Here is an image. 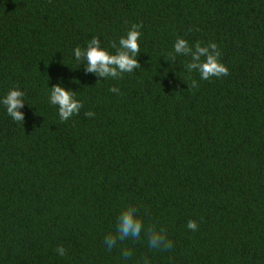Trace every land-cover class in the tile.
I'll list each match as a JSON object with an SVG mask.
<instances>
[{
    "label": "trees",
    "instance_id": "1",
    "mask_svg": "<svg viewBox=\"0 0 264 264\" xmlns=\"http://www.w3.org/2000/svg\"><path fill=\"white\" fill-rule=\"evenodd\" d=\"M133 24L141 68L103 79L74 58L92 37L114 52ZM178 37L215 42L228 75L165 60ZM57 83L82 104L67 121ZM13 87L25 119L0 104V264H264V0H0V98ZM128 203L170 250L105 248Z\"/></svg>",
    "mask_w": 264,
    "mask_h": 264
},
{
    "label": "clouds",
    "instance_id": "2",
    "mask_svg": "<svg viewBox=\"0 0 264 264\" xmlns=\"http://www.w3.org/2000/svg\"><path fill=\"white\" fill-rule=\"evenodd\" d=\"M140 24H133L127 31L126 35L119 38L118 44L113 42L111 48L115 49L110 52L101 46V40L98 37H92L85 48L76 47L73 50L74 58L84 64L86 73H94L98 77L119 79L124 73H132L141 68L137 56L140 50ZM179 56L189 58L185 65L189 73L196 71L201 80H211L220 78L229 73L228 67L221 62V51L215 42L202 43L200 41L190 44L183 37H178L173 45V50L168 53L169 62L174 61ZM191 87H198L196 80L191 81ZM109 91L118 93L119 89L111 87ZM25 93L19 87H13L8 90L7 94L0 98L7 114L12 120L24 122V113L20 108L25 104ZM48 101L58 109V115L61 121H67L74 115L78 114L82 104L75 98V93L71 89H66L61 84H53L50 87ZM86 116L92 117L94 113L87 111ZM147 212H141L136 203H128L122 207L115 220V225L104 237V246L111 251L114 248L123 245L126 240H140L142 237L147 241L150 250H170L173 247L166 227L151 223L145 224ZM187 228L196 231L198 224L195 220L187 222ZM60 256L66 254V249L61 245L56 248ZM121 257L128 261L133 257V250L127 247H120ZM140 264H151L147 255L143 257Z\"/></svg>",
    "mask_w": 264,
    "mask_h": 264
}]
</instances>
